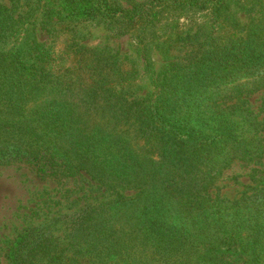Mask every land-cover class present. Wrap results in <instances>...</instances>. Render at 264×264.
I'll return each mask as SVG.
<instances>
[{"label": "trees", "instance_id": "1", "mask_svg": "<svg viewBox=\"0 0 264 264\" xmlns=\"http://www.w3.org/2000/svg\"><path fill=\"white\" fill-rule=\"evenodd\" d=\"M90 1L93 15L123 11L116 0ZM16 6L0 0V33L13 31ZM126 11L142 18L137 5ZM63 20L51 10L45 21ZM233 48L241 56L232 55V72L247 63L264 76V6L246 28L209 43L208 60L200 52L189 63L171 62L173 72L162 73L174 86L148 105L107 84L63 91L47 80L52 88H40L42 80L23 73L26 61L0 48V164L21 162L44 177H84L87 188H105L98 196L83 191L75 200L83 205L58 225L27 227L4 253L6 264H194L215 241L235 245L244 264H264V170L238 197L212 191L231 162L264 160V117L249 108L247 74L233 84L219 73L229 64L221 55ZM220 88H230L236 102L215 97Z\"/></svg>", "mask_w": 264, "mask_h": 264}, {"label": "rangeland", "instance_id": "2", "mask_svg": "<svg viewBox=\"0 0 264 264\" xmlns=\"http://www.w3.org/2000/svg\"><path fill=\"white\" fill-rule=\"evenodd\" d=\"M15 1L13 17L17 21L12 32L0 33L3 34L0 48L7 53L17 52L26 61L23 73L42 80L40 88H52L47 80L58 81L54 88L63 91L66 88L98 89L107 84L128 101L144 105L152 104L160 92L174 86L172 80L165 78L169 73H162V70L173 72L169 67L171 62L189 63L188 60L200 52L197 58L208 60L209 43L221 41L239 27L246 28L260 6H264V0H116L123 11L102 17L86 9V2L90 0ZM2 2L7 4V0ZM133 5L139 6L142 18H131L132 13L126 11ZM51 10L64 16L61 24L46 23ZM52 21H57V17L53 16ZM190 47L197 48L198 53ZM235 54L240 57L241 50L233 48L221 55L229 64L219 73L222 78L235 81L233 84L244 81L240 76L234 79L246 73L249 108L259 114V118L264 117V76L257 72L252 75L254 68L247 63L242 71L232 72V55ZM40 67L48 74L47 78L42 77ZM220 89L215 97H222L226 105L236 102L229 98L232 96L230 88ZM123 129L120 126L117 135ZM128 138L131 144H144L143 140L138 143L134 134H129ZM0 139H4L2 135ZM262 170L264 160L231 162L222 169L212 191L228 198L238 197L247 185H253L258 177L256 171ZM87 186L84 177L55 179L40 175L25 163L0 164V264H6L4 253L9 252L11 242L27 227L43 221L58 225L62 215L83 205L84 199L75 201L83 191H95L92 195L98 196L105 190L99 186L100 191H96L97 186ZM207 239L214 238L208 236ZM220 261L244 264L235 245L216 241L211 253L194 264Z\"/></svg>", "mask_w": 264, "mask_h": 264}]
</instances>
